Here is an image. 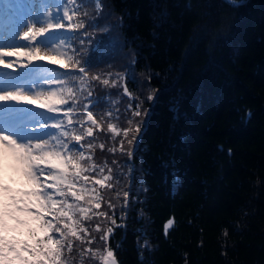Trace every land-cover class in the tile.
<instances>
[{
    "label": "trees",
    "instance_id": "trees-1",
    "mask_svg": "<svg viewBox=\"0 0 264 264\" xmlns=\"http://www.w3.org/2000/svg\"><path fill=\"white\" fill-rule=\"evenodd\" d=\"M96 2L78 0L98 24L88 28L95 36L87 67L117 86L64 87L90 89L91 111L105 117L95 137L87 138L86 125L70 139L83 136L94 162L111 169L114 189L100 191L123 223L108 240L118 264H264V0H100L99 16ZM78 35L68 48L79 49ZM123 87L144 100L143 109L159 89L131 158L107 151L117 134L108 132L106 114L118 127L126 123ZM92 234L93 244L74 240L65 249V264H98L85 252L101 243Z\"/></svg>",
    "mask_w": 264,
    "mask_h": 264
},
{
    "label": "snow or ice",
    "instance_id": "snow-or-ice-1",
    "mask_svg": "<svg viewBox=\"0 0 264 264\" xmlns=\"http://www.w3.org/2000/svg\"><path fill=\"white\" fill-rule=\"evenodd\" d=\"M7 2L20 5L22 14L12 17L0 11V30L22 20V30L15 35L27 43L23 46L0 47V71L9 70L4 74L15 78L29 68L58 65L64 71H56L65 79L40 81L44 87L52 89L50 91L36 90L38 85L35 81L8 86L0 82V264H65L62 256L65 249L71 251L74 240L81 244H93L96 237L92 233H100L102 251L89 247L85 250L86 254L96 256L99 253L102 264H118L108 240L114 227H123V223L118 225L116 221L118 205L111 198L105 201L100 191L114 189L111 169L94 162L89 145V152L77 164L76 175H70L71 163H76L71 154L73 150L84 152L85 144L83 136L77 135L75 139H70V135L76 134L73 130L78 133L88 125L87 138H93L96 130H103V125L99 129L96 125L105 117L97 119L89 110L92 103L89 99L92 96L90 89H77L73 85L65 90L63 86L71 81L82 86L90 85L92 81L105 86H117V80H101L99 76L90 75L87 67L88 57L94 47L92 38L95 36V32H88V28L95 29L98 24L95 18L88 19L86 11L81 12L78 0H64L62 7L56 9L49 4V0ZM223 3L235 6L237 0H223ZM37 7L40 9L39 25L33 19L37 15ZM95 7L96 15L99 16L102 2L97 0ZM62 32H77L79 49L68 48L67 41L63 39L57 44L56 39ZM42 40H48L49 43L42 45ZM18 60L26 63L18 64ZM84 91H87V96H83ZM123 92L130 98L124 115L126 123L118 127L111 122V113L106 114L109 119L108 132L117 134L112 137L114 144L107 151L119 152L131 158L139 147L152 114L156 92L144 98L149 102L148 109L142 108L144 100L132 96L127 87H123ZM82 96L87 102L83 103V112H80L78 101ZM22 104L60 114L67 122L65 124L63 120H57L49 126L30 121L33 126L29 128L17 124L23 119L22 113H12L5 118L4 106L18 108ZM74 116L82 119H73ZM49 127L60 130V135L50 136L46 130ZM52 140L56 142L52 143ZM73 144L79 145V148L75 149ZM100 148L104 149L103 144ZM90 157L93 163L85 166L83 161ZM105 171L107 175H104ZM82 177H86L83 183ZM176 187L173 184V191ZM122 197V203L119 204L121 221L129 205V192L124 191ZM115 199H121L119 193ZM105 204L108 210H104ZM92 221L96 223L90 228L85 222L90 224ZM172 224L173 221L169 220L166 228Z\"/></svg>",
    "mask_w": 264,
    "mask_h": 264
},
{
    "label": "rangeland",
    "instance_id": "rangeland-1",
    "mask_svg": "<svg viewBox=\"0 0 264 264\" xmlns=\"http://www.w3.org/2000/svg\"><path fill=\"white\" fill-rule=\"evenodd\" d=\"M63 3H64V0H49V4L53 7V9H56L57 7H62ZM69 7H72V6L69 5ZM36 12H37V15L35 17H33V19H35L37 21V24L39 25V20H40V15H39L40 9H39V7L36 8ZM16 32L17 31L9 33L8 35H6V37L4 36L2 39H0V47H4V46H23V45H25V44H21L20 43L19 38L15 35ZM69 33L70 32H63V34L60 33L58 35V38H57L58 40L56 39L57 40L56 43L59 44V41L61 39L67 41V43H68V34ZM16 38H17V40L19 42L16 41ZM11 40H13V41L11 42ZM42 45H47V44H42ZM17 63L18 64L19 63H26V61H19L18 60ZM49 78L52 81H54V82L60 80V78H58L56 76V74H54V75L46 74L45 77H41V79L37 82L38 86H37L36 90H38V91H40V90H43V91L52 90L50 88L44 87L40 83V81H47ZM56 90L59 91V88H57ZM91 109H92V103L90 104V107H89L90 111H91ZM19 111H22V110H19ZM27 111L29 112L28 117L23 118L21 121L23 123H25L26 127H29V128L33 126L32 124L29 123L30 121H37V122H39L41 124H45L46 123L49 126H51L55 121L60 120L59 116H57V115L50 116V115L42 114V112L39 109H27ZM49 117H54L55 119L54 120L53 119H49ZM49 129L50 130H47V131L49 132L50 136H59L57 129L53 130V128H51V127H49ZM37 131H39V129H37ZM55 142H56L55 140H52V143H55ZM85 145L86 144L83 145L84 152L76 153L77 156H75V158L72 157L73 160L76 161V163L69 162V163H71L72 169L75 170V171L77 169V164L79 163L78 159L88 153V151L86 149L87 147ZM78 148H79V145L77 146V149ZM87 166H90V165H87ZM73 170H72V172H73ZM81 180H82V183H83L84 182V177H82ZM98 236H100V233H98ZM96 249H100V244L98 246H96V248L94 250H96ZM100 250L102 251V249H100ZM97 255H98V259H97L98 260V264H102V262L99 259V253H97Z\"/></svg>",
    "mask_w": 264,
    "mask_h": 264
}]
</instances>
